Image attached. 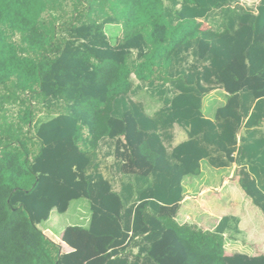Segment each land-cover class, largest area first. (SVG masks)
<instances>
[{
  "label": "trees",
  "instance_id": "trees-1",
  "mask_svg": "<svg viewBox=\"0 0 264 264\" xmlns=\"http://www.w3.org/2000/svg\"><path fill=\"white\" fill-rule=\"evenodd\" d=\"M66 1L0 0L4 37L36 55L31 70L0 34V264H264L263 254H225L229 218L212 232L176 221L183 179L203 160L233 161L250 110L241 99L264 103V0L256 12L241 0H73L57 24ZM106 24L122 31L115 44ZM14 64L37 92L21 93L22 78L6 74ZM216 85L228 99L211 122L201 99ZM144 89L161 103L152 115L133 100ZM175 125L189 140L173 147ZM107 157L117 189L99 168ZM239 185L264 214V183L242 168ZM80 198L89 226L64 230L65 253L38 226Z\"/></svg>",
  "mask_w": 264,
  "mask_h": 264
},
{
  "label": "crops",
  "instance_id": "crops-1",
  "mask_svg": "<svg viewBox=\"0 0 264 264\" xmlns=\"http://www.w3.org/2000/svg\"><path fill=\"white\" fill-rule=\"evenodd\" d=\"M259 3L260 0H241L238 6L256 12ZM213 14L218 13L214 12ZM213 19L209 17L207 23L204 24L206 28L210 27L212 23L214 24ZM217 22L220 25V20ZM227 99L228 94L221 86L216 85L202 97L201 114L205 119L215 122L217 110L226 105ZM246 100L247 98L241 99V103L246 107L250 106V110L247 116L241 117L236 131L237 145L236 151L232 155L233 161L228 167L220 168L210 165L207 160L201 161L199 175L188 176L182 181L183 200L179 204L176 216V221L180 225H192L210 232L214 231L223 218H229L231 222L224 234V252L227 256L234 254L264 255V241L260 244L249 245L252 252L235 251L238 246L231 244L233 242L231 239H235L240 231L247 232L248 227L255 228L257 224L264 225V214L253 205L251 199L245 195L239 185V172L242 168L250 174L251 179L264 183V103L256 110L254 108L256 101L247 103ZM254 113L256 116H250ZM171 134L172 140L167 144L173 147L189 140L188 129L179 125L174 126ZM241 147L243 156H240L239 152ZM106 160L108 163L104 161V164H101L99 168L106 178L112 179V174L109 176V172L114 160L112 157H107ZM55 213L56 211L53 210L49 219L41 223L48 225L47 231L51 232L50 234L53 232L51 230L59 225V223L57 226L53 225L59 219L58 214ZM65 213L59 215H65ZM67 224L56 236L58 245L64 249L65 253L69 252L70 248L61 241V238L65 228L71 226L69 223ZM234 226H236V230H233Z\"/></svg>",
  "mask_w": 264,
  "mask_h": 264
},
{
  "label": "rangeland",
  "instance_id": "rangeland-1",
  "mask_svg": "<svg viewBox=\"0 0 264 264\" xmlns=\"http://www.w3.org/2000/svg\"><path fill=\"white\" fill-rule=\"evenodd\" d=\"M86 2V1H85ZM83 3V7L87 9L86 3ZM73 0H67L65 5H63V11L58 13V16L61 18H58L57 24H61L65 22L66 20L70 19L71 12L73 9ZM82 9V8H81ZM109 14H111L108 11ZM101 21V18H100ZM204 25V23H203ZM206 28L205 25L203 26V29ZM105 31L110 39V42L112 44H115L119 39L122 38V31L115 25V24H106L105 25ZM0 34H4V26L0 25ZM4 40L6 41V44L8 46L9 50V55L13 56L16 59H21L24 65H30L31 70L33 68V65L36 60V55L33 52H29L27 50H19L20 46L18 44L17 38L11 39V38H5L3 35ZM135 56V53H133ZM23 65L19 64H14L13 66H9L6 74L11 77V79L14 80L17 76H20L22 78V91L24 95H30V92H37L38 90V82L36 76L30 72L25 70H22ZM10 79V80H11ZM157 96L152 95L149 93V90H142L137 92V94L133 97V100L136 102H140L144 105L146 112L148 114H152L155 110H157L160 106L161 103L156 101ZM31 106L33 108V112L35 114H42L45 113V110L42 108L41 104H37V102L32 101ZM6 110L9 111V113L12 114V116H15L18 112L17 108L15 106H5ZM40 109H43L40 111ZM54 113H59V112H54ZM15 121H17V118H15ZM26 128H24V131ZM40 149V144H38V149L37 147L34 148V152L39 151ZM36 152V153H37ZM106 152V148L103 146L102 150L99 152V155L102 156ZM106 162L107 160L104 159ZM108 163V161L106 162ZM110 174V173H109ZM114 189L118 188V181L116 182L115 178H112ZM57 213V212H56ZM55 213V214H56ZM58 222H54L53 225L57 226V228H53L52 234L51 232H48V225L47 224H40L38 228L45 233V235L52 240L55 244H58V237L56 238L57 235L60 234V231L67 223H69L71 226H80L82 228H86L89 226V221L91 218V206L89 200L85 198H80L78 200H74L70 203L69 208L65 215H59ZM64 214V213H63ZM248 218V217H247ZM68 225V224H67ZM236 228V226H234ZM66 229V228H65ZM237 229V228H236ZM233 241L231 244L234 246H238L235 251H248L252 252V249L249 248V245L252 244H260L263 243L264 241V225H256L254 227H248L247 232L245 231H240V233L236 236L235 239H231ZM238 242V243H235ZM61 251L63 252L64 249L61 247Z\"/></svg>",
  "mask_w": 264,
  "mask_h": 264
}]
</instances>
